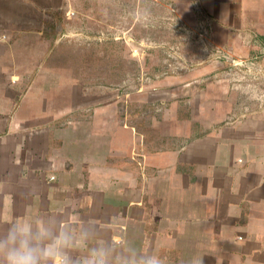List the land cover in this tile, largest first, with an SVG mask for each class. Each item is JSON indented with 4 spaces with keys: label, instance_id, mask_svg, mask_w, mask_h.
<instances>
[{
    "label": "crops",
    "instance_id": "obj_1",
    "mask_svg": "<svg viewBox=\"0 0 264 264\" xmlns=\"http://www.w3.org/2000/svg\"><path fill=\"white\" fill-rule=\"evenodd\" d=\"M68 1L0 0V230L73 210L166 264H257L264 0H126L125 44L163 57L143 58L155 69L126 90L56 72ZM153 1L171 40L151 41ZM100 3L95 17L118 13Z\"/></svg>",
    "mask_w": 264,
    "mask_h": 264
},
{
    "label": "rangeland",
    "instance_id": "obj_2",
    "mask_svg": "<svg viewBox=\"0 0 264 264\" xmlns=\"http://www.w3.org/2000/svg\"><path fill=\"white\" fill-rule=\"evenodd\" d=\"M98 4L100 6V0L97 2L96 0H69L66 3L62 16L55 20L60 31L55 30L56 45L59 47L53 51L49 59L54 58L56 61V72L64 73L69 77L71 75L81 85L82 82L88 86L96 83L103 88L117 86L126 90L129 82L132 83L146 71L155 69L147 66L148 64L144 65L143 58H148L150 55L155 60L163 58L162 50L158 46L153 48L146 45L140 49L128 48L125 44L130 35L121 32L126 29L131 15V12L124 10L127 5L126 0H119L118 13L114 12L113 17H95L94 10ZM151 5L149 9L152 18L151 41L157 42L160 37L165 36L171 40L168 33H159L158 3L153 1ZM105 7L110 11L109 1L107 5L103 4V8ZM83 8L88 11V16L84 17ZM174 21L171 19L170 22ZM110 28L116 29L119 33L110 31ZM134 35L139 40L145 37V34L138 33L137 30ZM46 39L49 42L53 38ZM137 82L138 80L135 83ZM257 250L258 257L255 263L262 264L264 249ZM234 261L237 264L235 259ZM247 263H252V260L249 259Z\"/></svg>",
    "mask_w": 264,
    "mask_h": 264
},
{
    "label": "clouds",
    "instance_id": "obj_3",
    "mask_svg": "<svg viewBox=\"0 0 264 264\" xmlns=\"http://www.w3.org/2000/svg\"><path fill=\"white\" fill-rule=\"evenodd\" d=\"M99 233L73 210L13 222L0 230V264H166Z\"/></svg>",
    "mask_w": 264,
    "mask_h": 264
},
{
    "label": "built area",
    "instance_id": "obj_4",
    "mask_svg": "<svg viewBox=\"0 0 264 264\" xmlns=\"http://www.w3.org/2000/svg\"><path fill=\"white\" fill-rule=\"evenodd\" d=\"M236 66L244 67V66H249L247 65V60H238L234 63Z\"/></svg>",
    "mask_w": 264,
    "mask_h": 264
}]
</instances>
